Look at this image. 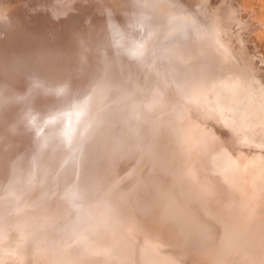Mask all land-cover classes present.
<instances>
[{"label": "bare ground", "instance_id": "bare-ground-1", "mask_svg": "<svg viewBox=\"0 0 264 264\" xmlns=\"http://www.w3.org/2000/svg\"><path fill=\"white\" fill-rule=\"evenodd\" d=\"M18 1L20 6L22 0H0V121L8 127L0 135V264H93L86 230L92 214L86 205L97 202L108 206L104 223H119L149 241L174 246L199 264H264V206L245 208L240 192L233 194L238 183L228 165L219 167L211 153L221 145L227 164L232 161L235 167L232 145L243 152L250 142L255 162L264 170L263 92L256 78L241 83L243 73L264 77V64L251 53L252 45L240 40L250 24L243 25L248 13L241 1L95 0L101 13L93 18H71L69 11V17L49 19L42 28L35 27L41 22L33 26L28 18H18ZM201 8L211 25L224 30L226 43L205 35ZM115 29L125 46L146 42L142 60L130 59L115 46L120 38ZM139 63L144 68L140 75ZM160 80L169 83L162 109L174 111L180 97H192L191 120L171 134L160 131L157 109H150ZM60 89L66 91L58 94ZM212 91L221 98L222 110L206 113L199 104L206 105ZM84 100L87 111L72 145L46 140L53 130L44 121ZM43 127L48 132L37 135ZM261 199L264 203V190ZM121 245L125 251L128 245ZM124 255L118 262L132 257Z\"/></svg>", "mask_w": 264, "mask_h": 264}, {"label": "rangeland", "instance_id": "rangeland-1", "mask_svg": "<svg viewBox=\"0 0 264 264\" xmlns=\"http://www.w3.org/2000/svg\"><path fill=\"white\" fill-rule=\"evenodd\" d=\"M28 1V2H27ZM22 0V2L20 1V6H19V1H18V3H17V5L18 6H16L15 8H16V10L18 9L19 11L20 10H24V11H18V14L20 13L22 16H20V14H19V17L18 18H25L26 20H27V18H28V20L30 21V23H31V25H33V26H35L36 25V23H38V22H41L40 24H37L35 27H45L46 25H45V22H46V24H47V22L49 21V19H51L50 21L51 22H53L54 21V19L55 20H57V18L59 19V17L61 16V17H69V15H68V13L67 12H69L70 11V17L71 18H73V16H74V18H80L81 20H84V19H86V18H88V17H90V18H93L94 16H96L97 15V13H101V10H100V8L98 7L99 5H98V1H95V0H90V2H89V0H80V2H79V0H39V1H41V2H39V1H37V2H35L34 0ZM61 1H62V3H61ZM64 1V2H63ZM85 1V2H84ZM118 1V0H117ZM123 1V0H122ZM121 0H120V4H122L121 2H122ZM216 1H218L219 3H221V4H224V1L225 0H223V2H220L219 0H216ZM229 1V2H228ZM237 1V0H236ZM239 1V0H238ZM241 1V4L244 6V8H245V10H246V13H248L246 16H244L246 19H247V21H246V19L242 16V13H241V10H240V8H238L239 9V11H238V17L239 18H242L243 17V19L245 20V22H244V20L243 19H239L240 21H242L243 22V25L244 26H246V25H248L249 23V25H248V27H246L247 28V31H243V35L242 34H240V40H241V42L242 43H244V44H242L243 46H247V47H250L251 45H252V54H255V56H256V59H257V61H259V63L261 62V63H263L264 64V55H263V53H264V0H240ZM54 2V4H52ZM55 2H57V3H55ZM70 2V4L71 5H64L65 3L67 4V3H69ZM74 2H75V4H74ZM79 2V3H78ZM88 2V3H87ZM92 2L94 3V4H92ZM119 2V1H118ZM228 2V3H227ZM234 3V4H236L233 0L231 1V0H226L225 1V4H229V3ZM24 3V5L22 6V4ZM31 3V4H30ZM36 5H38V6H35V4ZM45 3V4H44ZM47 3V4H46ZM85 3V4H84ZM97 3V4H96ZM33 4V5H32ZM44 4V5H43ZM49 4V5H48ZM52 4V5H51ZM57 4V5H56ZM79 4V5H78ZM89 4V6H87V8H86V6L85 5H88ZM96 4V5H95ZM27 5H28V10H26L27 9ZM42 5V6H41ZM56 5V6H55ZM74 5H76L77 7H75ZM98 5V6H97ZM119 5V4H118ZM24 6H26V7H24ZM33 6H35V8L33 7ZM40 6V7H39ZM45 6V7H44ZM48 6H49V8H48ZM51 6H53V8L51 7ZM69 6H71V8L69 7ZM79 6V7H78ZM18 7V8H17ZM29 7H30V9H29ZM51 7V8H50ZM67 7V8H66ZM93 7V8H92ZM14 8V9H15ZM22 8V9H21ZM39 9V11L37 12L36 11V9ZM46 8H48L47 10H45ZM70 8V9H69ZM81 8V9H80ZM76 9V10H75ZM83 9V10H82ZM88 9H90V10H88ZM203 8H201L200 10H198V16H199V19H200V17H201V19L203 20V22H204V30H206V32H205V35L208 37V38H214L217 42H219L220 44H224V43H226L227 42V39H226V35H225V32H224V30L221 28L220 30H219V26H213V25H211V23L209 22V18H208V15H207V11L206 10H202ZM0 10H2L3 11V9L1 8V6H0ZM30 10V11H29ZM46 11V12H42V11ZM51 10V11H50ZM86 10V11H85ZM28 11H29V13H28ZM35 11V12H34ZM48 11H50V12H48ZM60 11V12H59ZM64 11H65V14H64ZM76 11V12H75ZM83 11V12H82ZM88 11V12H87ZM92 11V12H91ZM97 11V12H96ZM12 12V11H11ZM24 12V13H23ZM34 12V14H32ZM41 12V13H40ZM52 12H54L53 14H52ZM77 12H79V13H77ZM88 14H87V13ZM206 12V13H205ZM5 13H10V11L9 12H5ZM26 13H27V16L25 17V15H26ZM36 13V14H35ZM40 13V14H39ZM55 13H56V15H55ZM80 13H81V16L82 17H79L80 16ZM85 13L87 14V15H85ZM94 13V14H93ZM95 13H96V15H95ZM239 13H240V15H239ZM250 13V14H249ZM24 14V15H23ZM30 14V15H29ZM42 14H46L45 16L44 15H42ZM64 14V15H63ZM74 14V15H73ZM76 14V15H75ZM78 14V15H77ZM94 16H93V15ZM38 15V16H37ZM42 15V16H41ZM68 15V16H67ZM72 15V16H71ZM29 16H31V17H29ZM53 16H56V17H54L53 18ZM207 16V17H206ZM34 17V18H33ZM42 19H41V18ZM250 17V18H249ZM38 18V19H37ZM45 18H46V20H45ZM83 18V19H82ZM206 18H207V20H206ZM249 18V19H248ZM32 19V20H31ZM41 19V20H40ZM200 19V20H201ZM35 20V21H34ZM32 21V22H31ZM37 21V22H36ZM49 21V22H50ZM49 22H48V24H49ZM11 23L13 24V25H11ZM10 23V25H11V27H13V28H15V24L13 23V22H11ZM33 23V24H32ZM35 23V24H34ZM247 23V24H246ZM43 25V26H42ZM261 25V26H260ZM253 26V27H252ZM215 27V28H214ZM250 28V30H249V32H248V29ZM252 28V29H251ZM255 29V30H254ZM211 30V31H210ZM212 30H216V31H212ZM252 30V31H251ZM221 31V32H220ZM217 32V33H216ZM244 32H245V34H244ZM253 32H255V33H253ZM221 33V34H220ZM223 33V34H222ZM250 34V35H252L251 36V38H249L248 39V36H247V34ZM211 35H212V37H211ZM215 35V36H214ZM217 35H218V37H217ZM220 35V36H219ZM222 35V36H221ZM255 36H256V38H255ZM225 37V38H224ZM216 38H218V39H216ZM252 38H254V41H256V42H254L255 43V46H253V44L250 42L251 40H253ZM246 39V40H245ZM249 40V42H248V40ZM224 40V41H223ZM220 41H222V42H220ZM249 43V44H248ZM257 43V44H256ZM248 44V45H247ZM254 48V49H253ZM256 49V50H255ZM260 49V50H259ZM257 50H258V52L259 53H257L256 54V52H257ZM253 51H255V52H253ZM263 53H262V52ZM262 56H261V55ZM141 66V67H140ZM136 67H138V68H136V73H144V68H142V65H140V63L136 66ZM138 69V70H137ZM139 74V75H140ZM242 74V73H241ZM246 75V76H245ZM251 75H253V76H251ZM242 76L243 77H241V83H244V84H248L249 82H252V81H254V79L256 80V81H254L256 84H259V90H260V92H263V94H261L260 95V97H262V99L264 98V83L262 84V81L264 82V77L262 76L261 77V75H260V73H255V74H253V73H243L242 74ZM251 78H250V77ZM245 77H247V79L245 78ZM250 78V79H249ZM246 79V80H245ZM258 79L260 80V81H258ZM263 79V80H262ZM262 80V81H261ZM161 82H159V86L157 87V89H156V94H155V97H154V99L152 100V104H150L151 106H150V109H154L155 110V108L157 109V110H155L154 112H156V113H154V119H156L158 122L156 123L157 124V127H159V129H160V131H165L166 130V132H168L169 133V131H170V134H171V132H173V131H178V129H184L185 128V123L186 122H188V120L191 118L190 116L192 115V111L191 110H189L190 109V106L192 105L191 104V101H189L190 99H192V97L190 96V95H185L184 97H180V98H182L181 100H178V101H176V103H178L177 105H176V107L174 108V111L173 110H171V111H169L168 109L166 110V109H162L161 108V104L163 103V101H164V98L166 97V95L167 94H169V89L167 90L166 88H167V85H168V88H169V83L168 82H166L165 80L163 81V80H160ZM262 84V88L260 87V85ZM164 89H166V90H164ZM163 90H164V92H163ZM165 93V94H163V93ZM213 92V91H212ZM208 93V96H209V101H207V104L205 105V104H203V105H201V104H199L200 105V108L202 107L203 109L202 110H204L206 113L208 112V113H211V112H214V113H216L217 111H218V109L220 110H222V106L220 105V104H218L219 102H220V97L218 96V95H216V93L215 92H213V93ZM259 92V93H260ZM159 94H162V96L161 95H159ZM213 96H212V95ZM214 96L215 97H217V99L216 98H214ZM185 98V99H184ZM212 98V99H211ZM220 98V99H219ZM157 99V100H156ZM213 99H216L215 101L213 100ZM219 99V100H218ZM184 100V101H183ZM187 100V101H186ZM155 101V102H154ZM182 101V102H181ZM184 102V103H183ZM183 103V104H182ZM238 105H240V102H238L237 103ZM188 105V106H187ZM19 107V105H17V107L16 108H18ZM158 107H160V108H158ZM15 108V109H16ZM63 110V109H62ZM208 110V111H207ZM183 111V112H182ZM223 113V112H222ZM185 114V115H184ZM176 115H178V116H176ZM170 117V118H169ZM179 118H180V120H179ZM191 120V119H190ZM176 125V126H175ZM0 135H3V136H5V133H6V129L8 128L7 127V124H4V122H3V120H1L0 121ZM6 126V127H5ZM170 126V127H169ZM182 128H181V127ZM2 127L4 128V129H2ZM30 129V128H29ZM172 129V130H171ZM173 129H175V130H173ZM5 132V133H4ZM39 132V133H38ZM48 131H46V130H44V127L41 129L40 128V130L39 131H37V135H45L46 133H47ZM172 140H174V139H172ZM194 142V141H193ZM221 145H215L213 148H212V151H211V153H216V155H217V159H216V163L218 164V166L219 167H221L222 169H226V166L228 167V170H229V174H230V176L234 179V180H236L237 181V185L238 186H236V187H234V188H232V190H233V194L235 193H237L236 195H238V193H239V195H238V198H239V196L241 195L242 197H240L239 199L242 201V199L244 200L243 202L245 203V205H246V207L245 208H247V209H250V210H252L254 207L253 206H256L255 204H257V207H255L253 210H255V211H257L258 209H262L263 208V206H264V203H263V199H261L262 198V193H263V190H264V182H262V180L261 179H264V170H262L257 164H256V162H255V154H254V150H252L253 149V144L252 143H250V142H247V144L245 145L246 147H245V149H244V151L243 152H241V151H239V149H238V146L234 143L233 145H232V147H231V151L232 152H230L229 153V155H230V157H231V160H234L235 159V162L237 161V163H235L234 161H233V164H234V166L235 167H233V165H232V161H230L228 164H227V157H228V155H224V152H223V150H220L221 149V147H220ZM253 146V147H252ZM234 148V149H233ZM236 150V151H235ZM249 150V151H248ZM235 151V152H234ZM249 152V153H248ZM253 152V153H252ZM71 153V152H70ZM69 153V155H68V159H72V155ZM233 153H235L234 155H233ZM243 153H245V154H247L248 156H246V155H244ZM241 154H243L242 155V158H241V160L239 159V157L241 156ZM236 155V156H235ZM254 155V156H253ZM238 157V158H232V157ZM245 157V159H244V157ZM248 158H249V160H248ZM238 159V160H237ZM248 161V162H247ZM238 164H239V166H238ZM223 165V166H222ZM232 165V166H231ZM248 165V166H247ZM249 165H251V167L249 166ZM232 167L233 168H236L237 167V171L234 173V169H232ZM245 167H246V169H245ZM248 167H249V169L250 168H252L251 170L252 171H249V169H248ZM232 170H233V172H232ZM243 170H244V172H243ZM249 171V172H248ZM252 172H255L254 174L255 175H253V173ZM261 172V173H260ZM257 173V174H256ZM258 173H259V175H261V176H257L258 175ZM263 174V175H262ZM241 175V176H240ZM246 178V179H245ZM252 178V179H251ZM255 178V179H254ZM244 180V181H243ZM258 180H260V181H258ZM245 182V183H244ZM247 182H249V183H247ZM254 182H256V183H254ZM258 182H260V183H262V184H260V183H258ZM258 184H260V186H258ZM241 185V186H240ZM245 185H246V187H245ZM247 185H249V186H247ZM251 186V187H250ZM240 187V188H239ZM243 187H245L246 189H248L250 192H248V190H246V189H243ZM238 188V189H237ZM235 189H236V191H235ZM240 189V190H239ZM263 189V190H262ZM232 190H231V192H232ZM238 190V191H237ZM257 190H259V192L257 191ZM247 191V192H246ZM262 192V193H261ZM242 193V194H241ZM245 193V194H244ZM259 195H258V194ZM246 194H248V195H246ZM246 197V198H244V196ZM250 195V196H249ZM258 196H259V198H258ZM247 199H248V201H247ZM246 200V201H245ZM261 200V201H260ZM260 202H262L261 204H260ZM99 202H97V204L96 205H94V204H87L86 206H87V208H86V211H87V213H88V210H90L89 211V213H88V216H90L91 214V216L88 218L89 220V222H87V228H86V230L88 229V232H87V248H88V254H89V256H90V259L92 260V263L93 264H114V262L113 261H110V260H114L115 261V264H116V262L118 263V264H123L124 263V261L126 262V263H124V264H130L129 263V261L131 262V264H199L196 260H194L191 256H189L188 254H186L185 252H183L182 250H180V249H178V248H176V247H174V246H171V245H169V244H167V243H164V242H161L160 241V243H156V242H153V241H149V240H147L145 237H142L141 236V234H139V233H137L136 231H134V230H130V229H127L124 225H120L119 223H118V225H116L117 223H114V222H111V225H109L107 222L106 223H104L103 221H105V219L104 218H106V213L109 211L108 210V206H107V204H105V203H103V202H101V204L102 205H100V203L98 204ZM103 204H105L104 206H103ZM91 205V206H90ZM262 205V206H261ZM93 207V208H92ZM96 207V208H95ZM102 207V208H101ZM107 207V208H106ZM89 208V209H88ZM98 208V211L96 210V211H94L93 209H97ZM105 208V209H104ZM257 209V210H256ZM94 211V212H93ZM100 213V215H99V217H98V214ZM105 212V213H104ZM96 213V214H95ZM96 215H97V218H96ZM92 217H94L93 219H92ZM104 217V218H103ZM91 218V219H90ZM99 218V219H98ZM98 219V220H97ZM104 219V220H103ZM94 220H96V221H94ZM104 224H103V223ZM98 223V224H97ZM94 224V225H93ZM95 224L97 225V226H95ZM101 224H103V226L101 225ZM106 224V225H105ZM88 225H91V228L88 226ZM93 225V226H92ZM99 225V226H98ZM104 225H105V227H104ZM113 225V226H112ZM111 228H110V227ZM92 227H94L93 229L96 231V230H100L101 232L104 230V233L102 232V233H100L99 231H96V232H93L94 230L92 229ZM98 227V229H96ZM113 227V228H112ZM115 227V228H114ZM122 228H124L125 230L123 231V229ZM110 229V230H109ZM111 229H112V232H111ZM122 231H121V230ZM92 230V231H91ZM106 230L107 231H109V232H106ZM129 230V231H128ZM96 233V234H93V233ZM102 235H99V233ZM105 232L107 233L106 235L110 238H108V237H106V235H104L105 234ZM122 232V233H121ZM127 232V233H126ZM112 233H114V234H112ZM131 233V234H130ZM94 235V237H89V235L91 236V235ZM131 235V237H130V235ZM104 235V236H103ZM118 236L117 238L115 237V236ZM128 235V236H127ZM135 237H134V236ZM137 235V236H136ZM97 236V237H96ZM119 236L122 238H119ZM124 236H127V238L126 237H124ZM96 237V238H95ZM129 237V238H128ZM101 238H103V239H101ZM105 238H108V240H110V242L109 243H111V245H109V243L107 242L108 240L107 239H105ZM126 238V239H125ZM113 239V240H112ZM114 239H117V241L116 240H114ZM121 239V240H120ZM131 239H132V242H131ZM139 239V240H138ZM92 240H94V241H92ZM104 240V242H102ZM107 240V241H106ZM121 241V242H119V241ZM133 240L134 241H136V242H134L135 244H136V246L134 247L133 246V248H134V250H131V247H132V245L134 244L133 243ZM95 241H96V243H95ZM130 241V242H129ZM107 242V243H106ZM122 242H124V243H122ZM127 244H126V243ZM129 242V243H128ZM140 242V243H139ZM151 242V243H150ZM102 243V244H101ZM106 243V244H105ZM116 243V244H115ZM119 243H120V245L121 244H124L125 246L126 245H128V246H126L125 248V251L123 250L124 249V247H123V245H119ZM132 245H131V244ZM139 243V245H137ZM156 243V244H155ZM94 244V245H93ZM144 244V245H143ZM145 244H147V245H145ZM149 244H150V246H149ZM99 245H100V247H99ZM107 245H109V246H107ZM116 245V246H115ZM110 246H111V248H110ZM115 246V247H114ZM142 246H144V247H142ZM151 246H154L153 248L151 247ZM0 247H1V245H0ZM92 247V248H91ZM107 247V248H106ZM109 247V248H108ZM116 248V249H114V248ZM120 247V248H119ZM121 247H123V248H121ZM127 247H130V248H127ZM140 247V248H139ZM141 247H142V249H141ZM146 247V248H145ZM159 247V248H158ZM166 247V248H165ZM168 247H169V249H168ZM144 248V249H143ZM153 250H152V249ZM154 248H155V250H154ZM102 249V250H101ZM118 249V250H117ZM119 249H121V250H119ZM127 249H128V252H129V255H128V253L126 252L127 251ZM138 250V251H136V250ZM143 251H141V250ZM146 249H149V251H147ZM151 249V250H150ZM98 250H101V251H98ZM110 250H112V251H110ZM117 250V251H116ZM132 252H131V251ZM146 250V251H145ZM168 250H170V251H168ZM175 250V251H174ZM1 251V250H0ZM93 251V252H92ZM116 252V255L114 256V255H112V254H114L115 252ZM120 251V252H119ZM124 251V252H123ZM133 251L134 252H137L138 254H136V253H134L133 255H134V259H133V255H131V253H133ZM140 251V252H139ZM144 251H145V253H147V254H145L144 253ZM108 252V253H107ZM109 252H112V254H110ZM142 252V253H141ZM102 253V254H101ZM105 253H107L106 254V256L107 257H109L110 255H112L113 257H111L110 256V258H107V257H105ZM119 255H118V254ZM122 255H124L125 253L127 254V256H128V258H129V256L131 255L132 257H130V259H127V258H124V256L125 257H127L126 256V254L123 256V258L125 259H123L124 261H122L121 260V262H123V263H120V262H118V260H119V257H121L120 255L121 254ZM150 253V254H149ZM1 254V253H0ZM110 254V255H109ZM143 254H145V256H147V257H144L143 256ZM99 257H101V258H99ZM118 255V256H117ZM140 255V256H139ZM177 255H179V256H181V258H179V256H177ZM2 256V255H1ZM103 256H104V258H103ZM151 256V257H150ZM183 256H185L184 258H183ZM189 256V257H188ZM140 257V259H137V258H139ZM150 257V258H149ZM6 258V257H5ZM118 258V259H117ZM143 258H145V259H143ZM183 258V259H182ZM100 259V260H99ZM120 259H122V257L120 258ZM151 259V260H150ZM117 260V261H116ZM127 260H129V261H127ZM186 260V261H185ZM120 261V260H119ZM143 261V262H142ZM5 262H7V261H5ZM104 262H106V263H104ZM148 262H151V263H148ZM188 262V263H187ZM8 263V262H7Z\"/></svg>", "mask_w": 264, "mask_h": 264}, {"label": "clouds", "instance_id": "clouds-1", "mask_svg": "<svg viewBox=\"0 0 264 264\" xmlns=\"http://www.w3.org/2000/svg\"><path fill=\"white\" fill-rule=\"evenodd\" d=\"M114 34L120 37L115 40V46L123 49L126 56L135 60H142L144 58L147 52L146 42L130 41L125 46L124 38L118 29H115ZM65 91L66 89H60L58 90V94H63ZM86 111L87 100H84L74 103L61 111L52 113L44 121V127L53 130L50 136L45 139L55 138L64 143L65 146H71L78 134V129L83 122ZM71 195L72 193L69 192V196Z\"/></svg>", "mask_w": 264, "mask_h": 264}]
</instances>
